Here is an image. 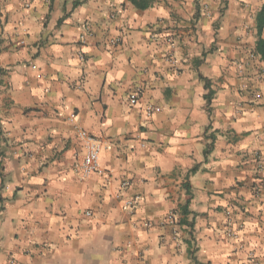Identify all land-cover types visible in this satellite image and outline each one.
Segmentation results:
<instances>
[{
  "label": "crops",
  "instance_id": "1",
  "mask_svg": "<svg viewBox=\"0 0 264 264\" xmlns=\"http://www.w3.org/2000/svg\"><path fill=\"white\" fill-rule=\"evenodd\" d=\"M263 5L0 0V264H264Z\"/></svg>",
  "mask_w": 264,
  "mask_h": 264
},
{
  "label": "built area",
  "instance_id": "2",
  "mask_svg": "<svg viewBox=\"0 0 264 264\" xmlns=\"http://www.w3.org/2000/svg\"><path fill=\"white\" fill-rule=\"evenodd\" d=\"M94 30L88 24L84 25V32L81 35V39L83 42H86L87 37L93 36ZM168 43L173 44V38L171 35L166 37ZM32 67L37 69V65L33 64ZM141 90L136 89L130 95V103L136 104L139 101V94ZM258 98L261 96L260 94L256 95ZM155 112V108L153 106L148 105L146 107V115L150 118ZM79 138L83 143V147L85 149L83 161H82V177L87 178L90 175L98 172H102L101 163H100V155L102 151V142L93 134L85 131L83 129L79 130ZM142 146H145V143H142ZM258 156V155H255ZM254 163V175H253V191L257 195L264 194V186L263 180L264 177L261 176L262 172H264V157H253ZM127 185V183H124ZM264 196V195H263ZM136 200H129L128 206L130 209H134L136 206ZM85 215L87 217H91L93 215L92 211H86ZM169 222L174 225H178L177 218L171 216ZM10 264H18L15 259H10Z\"/></svg>",
  "mask_w": 264,
  "mask_h": 264
},
{
  "label": "trees",
  "instance_id": "3",
  "mask_svg": "<svg viewBox=\"0 0 264 264\" xmlns=\"http://www.w3.org/2000/svg\"><path fill=\"white\" fill-rule=\"evenodd\" d=\"M135 2L137 0H134ZM145 0H141L144 4ZM256 26H257V43H256V52L261 61L264 62V5L259 9L256 15ZM1 134V133H0ZM4 139L0 136V144ZM0 153L3 155V151L0 150ZM208 153V151H206ZM198 169L197 166L193 167L191 172L194 173ZM191 225V224H190ZM191 227V226H190Z\"/></svg>",
  "mask_w": 264,
  "mask_h": 264
}]
</instances>
